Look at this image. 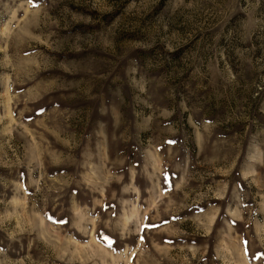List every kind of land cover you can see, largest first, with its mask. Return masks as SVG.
Wrapping results in <instances>:
<instances>
[{
	"label": "rangeland",
	"instance_id": "374dc122",
	"mask_svg": "<svg viewBox=\"0 0 264 264\" xmlns=\"http://www.w3.org/2000/svg\"><path fill=\"white\" fill-rule=\"evenodd\" d=\"M0 264H264V0H0Z\"/></svg>",
	"mask_w": 264,
	"mask_h": 264
}]
</instances>
